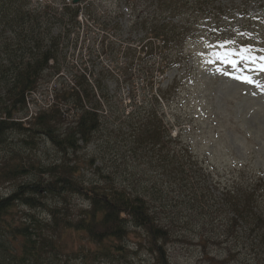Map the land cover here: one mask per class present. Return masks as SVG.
<instances>
[{
  "label": "trees",
  "instance_id": "obj_1",
  "mask_svg": "<svg viewBox=\"0 0 264 264\" xmlns=\"http://www.w3.org/2000/svg\"><path fill=\"white\" fill-rule=\"evenodd\" d=\"M74 1L0 0V145L5 144L9 133L27 134L32 141L42 134L52 141L61 157V163L47 166L27 168L19 164L0 168V185L25 177L31 170L42 177L20 185L8 198H0V264H52L46 261L52 258L49 255H55L52 259L58 260L63 237L76 233L88 237L99 248L96 257L108 260L114 251L123 249L115 243L128 239L132 229L146 235L147 250L155 257V264H171L167 247L173 233L168 225L161 223L156 204L162 203L161 208L178 205L174 198L169 200L165 192L167 186L170 190L179 184L175 180L180 181L183 204L191 211L205 204L210 207L211 210L202 212L198 220L205 222V228L211 227L214 239L208 238L209 242L228 245V255L220 264H264V178L243 171L226 184H214L182 135L178 134L174 140L166 135L167 125L164 124L165 116L160 114L163 111L160 102L172 104L187 74L176 76L167 88H160L148 104L139 106L135 102V110L127 114L122 112V117L117 110L119 106L115 105L120 127L126 124L132 130V134L123 135V138L131 139L135 161L144 160L157 176L150 179L149 175L142 174L149 181L156 180L157 187L154 185L149 190L147 182H138L136 195L116 185L112 175L100 166L97 167V181L83 180L84 161L80 156L93 145L95 135L103 129L107 119L104 111L120 98L110 84L113 73L103 69L88 74L85 69L73 75L68 88L56 91V99L48 110L39 112L27 123L16 119L26 111L28 97L37 92L44 75L47 72L51 78L60 75L59 48L63 31L69 25H77L84 14L83 3L76 6ZM150 2L151 9L155 8L153 13L138 15L128 26L131 36L137 37L116 39L115 47L109 51L111 59L122 62L127 82H133L132 71L136 64L141 67L146 63L144 81L154 79L157 72L166 77L177 70L182 72L187 62L186 47L198 38L199 32V26L194 25L191 17L199 9L214 7V0ZM110 27L104 30H113L116 35L123 30L117 22ZM255 46L252 43L249 47L251 55L258 53L255 54L258 58L264 57V52ZM71 112L73 119L68 123ZM89 163L95 166L98 161L94 157ZM43 176L49 179L46 181ZM75 195L88 203L78 217L69 207H51L46 202L51 198L65 201ZM18 205L35 210L43 208L51 221L41 222L29 216L31 223H17L10 216ZM222 217L227 223L222 226L225 233L219 235L214 225L217 220L223 222ZM64 264H70V260Z\"/></svg>",
  "mask_w": 264,
  "mask_h": 264
},
{
  "label": "rangeland",
  "instance_id": "obj_2",
  "mask_svg": "<svg viewBox=\"0 0 264 264\" xmlns=\"http://www.w3.org/2000/svg\"><path fill=\"white\" fill-rule=\"evenodd\" d=\"M81 3L84 14L79 17L78 24L69 25L63 31L59 48V63L62 65L60 75L51 78L47 72L37 92L28 97L26 111L17 115L16 119L27 123L28 119L36 117L39 112L48 110L56 99V91L68 88L73 75L83 73L85 69L88 74L103 69L113 73L114 78L110 84L120 98L104 111L107 119L104 120L103 129L95 135L93 145L80 156L84 161L83 180L88 183L97 181V167L100 166V169L112 175L116 185L136 195L138 182H147L149 190L154 185L157 187L158 182L142 176L147 174L153 179L154 169L146 166L144 160L135 161L130 148L131 139L126 138L132 134V130L126 124L120 127L115 105L119 106L117 110L121 111L119 116L122 117V112L127 114L135 110V102L139 106L148 104L160 88H167L176 76L184 77L187 74L172 104L163 100L160 102L163 106L160 114L165 116L164 124L167 125L166 135L173 140L178 134L182 135L184 143L191 147L196 161L206 169L213 183L226 184L243 171L264 178V88L223 74L249 75L264 83V71H259L260 66L232 55L242 47L249 48L252 43H255L258 51L264 52V37L261 38L264 36V0H214V7L194 12L191 18L194 25L199 26L198 38L186 47L184 56L187 62L182 67L183 73L177 70L166 77L157 72L154 79L144 81L146 63L141 67L136 64L132 71L133 82H127L123 76L122 62L108 55L115 47L114 40L137 37L135 34L131 36L132 31L128 26L138 15L153 13L155 8L151 9L152 3L150 0H84ZM116 22L122 25L121 33L116 35L113 30H104L107 26L114 27ZM228 41L234 43H226ZM218 54L220 59L217 58ZM227 60L239 62L234 68ZM261 62L259 65H264V61ZM72 115L73 112L69 114L68 123H71ZM4 143L0 145V168L19 164L29 168L31 165L40 167L61 163V157L52 141L42 134L35 136L32 141L27 134L9 133ZM94 157L98 163L91 166L89 160ZM40 177L39 173L31 170L25 177L0 185V198H8L20 185L41 180ZM43 179L47 181L49 177L43 176ZM175 182L179 184L170 190L167 186L165 192L169 200L174 198L178 205L161 208L162 203L156 204L161 223L168 225L173 233L167 247L171 264H220L228 255V245H223L224 242H209L208 238L213 236L211 227L205 228V222L198 220L202 212L211 210L210 207L205 204L202 206L205 207L203 211L202 207L191 211L183 204L184 194L180 190V181ZM161 183L160 180L159 186ZM46 202L51 207H69L76 217L88 207L86 200L76 195L65 201L51 198ZM29 216L41 222L51 221L47 210L30 209L22 205L16 207L10 218L17 223H31ZM222 218L223 222L217 220L214 225L219 235L225 233L222 226L227 223ZM134 230L128 239L115 243L123 249L114 251L108 260L96 257L99 248L88 237L76 233L63 237L58 260L52 259L55 255L50 254L52 258L48 257L46 261L52 264H64L67 259L70 264H155V257L147 250L146 235Z\"/></svg>",
  "mask_w": 264,
  "mask_h": 264
},
{
  "label": "snow or ice",
  "instance_id": "obj_3",
  "mask_svg": "<svg viewBox=\"0 0 264 264\" xmlns=\"http://www.w3.org/2000/svg\"><path fill=\"white\" fill-rule=\"evenodd\" d=\"M226 43H234V41H228ZM232 55H236L239 57V60H243V61H251L252 63H255V58L251 56V49L248 47H242L240 48L238 51H234L232 53ZM217 58L220 59L221 57L219 56V54L217 55ZM260 59H264V57H261ZM227 63H231L232 66L235 68L237 63L239 61L237 60H227ZM247 67V65H246ZM259 71H264V65H260L259 67ZM224 75H232L233 79H237L240 80L241 82L244 83H249V84H253L255 87H260V88H264V83L258 82L256 80H254L251 76L249 75H233V74H229V73H223Z\"/></svg>",
  "mask_w": 264,
  "mask_h": 264
},
{
  "label": "water",
  "instance_id": "obj_4",
  "mask_svg": "<svg viewBox=\"0 0 264 264\" xmlns=\"http://www.w3.org/2000/svg\"><path fill=\"white\" fill-rule=\"evenodd\" d=\"M83 1H84V0H75V1H74V5L77 6L78 4H80V3L83 2Z\"/></svg>",
  "mask_w": 264,
  "mask_h": 264
}]
</instances>
